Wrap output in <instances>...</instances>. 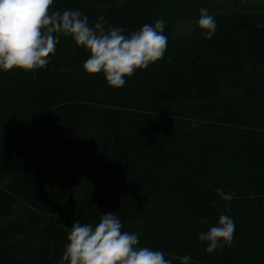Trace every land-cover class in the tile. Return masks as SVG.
Wrapping results in <instances>:
<instances>
[{
	"label": "trees",
	"instance_id": "16d2710c",
	"mask_svg": "<svg viewBox=\"0 0 264 264\" xmlns=\"http://www.w3.org/2000/svg\"><path fill=\"white\" fill-rule=\"evenodd\" d=\"M69 9L125 35L163 18L168 47L120 89L86 74L87 51L64 36L46 68L0 72V264H59L71 225L108 212L172 264H264V0H54L49 11ZM222 214L232 243L208 254L198 235Z\"/></svg>",
	"mask_w": 264,
	"mask_h": 264
},
{
	"label": "clouds",
	"instance_id": "9594fccd",
	"mask_svg": "<svg viewBox=\"0 0 264 264\" xmlns=\"http://www.w3.org/2000/svg\"><path fill=\"white\" fill-rule=\"evenodd\" d=\"M53 4L54 0H0V72L46 68L62 36L87 51L83 71L89 76L103 74L114 89L122 88L137 70L164 58L168 37L163 18L125 35L124 27L108 25L103 16L92 25L78 9L50 12ZM197 24L204 39L211 40L217 23L208 8L199 10ZM216 191L226 202L236 195L223 188ZM200 223L208 221L201 217ZM123 228L115 212L101 214L95 223H73L59 264H172L163 251L140 246L138 232ZM235 228L234 219L222 214L217 225L199 233L198 240L206 242L204 250L212 254L232 243ZM179 264H192L191 256L180 257Z\"/></svg>",
	"mask_w": 264,
	"mask_h": 264
}]
</instances>
